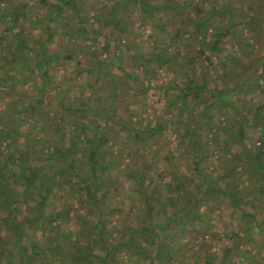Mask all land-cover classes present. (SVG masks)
Returning a JSON list of instances; mask_svg holds the SVG:
<instances>
[{
  "label": "trees",
  "instance_id": "1",
  "mask_svg": "<svg viewBox=\"0 0 264 264\" xmlns=\"http://www.w3.org/2000/svg\"><path fill=\"white\" fill-rule=\"evenodd\" d=\"M33 7L0 0V100L9 97L0 116V264H179L193 246L180 241L193 232L237 240L220 264L234 256L243 264L247 245L264 248V0H105L92 16L83 0ZM135 10L151 32L130 43L121 37ZM36 36L44 40L30 44ZM100 36L109 40L97 50ZM127 56L139 75L127 71ZM63 65L65 84L87 73L94 91L75 96L56 83ZM160 71L171 78L158 85ZM27 84L31 97L19 90ZM151 91L160 110L119 112L124 99L144 106ZM161 137L175 138L171 155H187L196 180L165 168L149 176L141 159ZM120 166L136 201L112 198ZM222 214L240 227L217 233L210 218Z\"/></svg>",
  "mask_w": 264,
  "mask_h": 264
},
{
  "label": "rangeland",
  "instance_id": "2",
  "mask_svg": "<svg viewBox=\"0 0 264 264\" xmlns=\"http://www.w3.org/2000/svg\"><path fill=\"white\" fill-rule=\"evenodd\" d=\"M16 1H20V0H16ZM38 0H31V5L33 4V8L37 9L35 7L36 3ZM103 3H105V0H83V7H85L88 11L89 15H95V12L97 11V9L103 5ZM136 10L134 12L130 13V21L126 22L125 27H124V33L123 36L121 38L124 37V39L130 43L132 42H139V41H146L147 40V36L148 34H150V29L147 27H143L139 21H136L134 18L137 17V15L135 14ZM99 31H101L102 33H104L106 30L108 29H98ZM264 32V29L262 30ZM44 38L43 37H38L36 36L35 38L31 39L29 41V43H33V42H39V41H43ZM109 40V39H107ZM106 38L105 36H100L97 40L98 46L95 47L97 50H99L105 43H106ZM61 39L58 37H55L53 39V41H51L48 45V54H52L58 51V44L61 43ZM86 45L89 44L88 41L85 42ZM5 45H8L9 47H13V42L12 40L7 41ZM127 52L129 54L127 55H131L132 51L130 50L129 47H127ZM125 56V55H124ZM80 58V56H78ZM126 63H129V56L126 57ZM128 66H126L127 71H129L130 73L135 72L136 74H140V70L138 69V67L133 66V63H129L127 64ZM71 73V71L69 70V68L67 66H61L58 68L57 73L54 77V81L56 83L59 82V84L63 85L64 87H74V90L71 92V95H81L82 93L83 96L87 93L93 92L94 91V87L90 86L91 84H94V78L92 77L91 74H82L81 76L78 75H73V77H75L74 80L69 81V83L65 84L63 82V76ZM0 74H1V70H0ZM29 78H33V75L28 74ZM171 78V74L169 72H163L160 71L158 72L156 81L157 84L161 83L162 81H166L168 79ZM31 80V79H30ZM80 84H84L83 86H80ZM159 85V84H158ZM20 92H25L26 95H28L29 97H31L34 94V89L33 87H31V85H26L24 88L20 87ZM87 92V93H85ZM154 91H151L148 96H143V105L141 104L138 106H133L131 104H129L128 100L126 101L124 99V101H121L118 107V110L120 113H122L123 115H129V116H134V110L136 109V111L139 112H143L144 113V107H146L147 109H153V110H160L162 107V102L160 100V94H158V92H155V95H152ZM98 93H101V91H98ZM79 97V96H78ZM97 96H95L96 98ZM9 100V97H6L4 100H0V116L4 115L6 116V114H8V111L4 109V104L6 101ZM96 101H101L100 98H96ZM45 102H47V100H45ZM56 105L55 102H51L50 106L47 107L46 109L52 113L53 110L51 109H56L54 108ZM4 109V110H3ZM98 123H100V120L97 121ZM248 137H253L252 138V142L255 141L256 137L254 136V134H252V132L248 133ZM174 142H175V138L174 137H161L158 140V145L154 147V151L153 152H147L145 151L146 155L145 157H143L141 159V161H147L149 163H151L152 166V171H150L149 176L151 175H155L154 173L158 172L159 170H161L162 168H165L166 170H176V173H178L181 177H189L193 180H196V175L194 173V171L192 170L191 167V162H190V158L183 154L182 152H177V154L171 155V151L174 150ZM169 149V157L170 160L169 162H165V155L167 154ZM133 153V152H132ZM139 154H141V151H139ZM139 154L133 153L134 157H132L133 159H135V161L137 160V157ZM143 155V154H141ZM125 162H127V160H125ZM124 162V163H125ZM210 166V165H209ZM205 167H208L207 164L205 165ZM120 172L121 174V179L118 183V188L115 189L114 187H112L111 189V195L112 198L115 199H119V197H124L125 195H130L131 199L133 201H136L139 198V194L137 192V187L133 184H131L126 178L123 177V166H120ZM155 171V172H153ZM170 176V175H169ZM164 178L159 177L158 180H156L157 182H159L160 184H162ZM172 195V192H166L165 194H161L159 196L160 201H162L163 203L166 202V197ZM125 205H124V211L121 212L119 214V219L121 220L123 218V216H126V211L129 209L130 205H128V201L125 200ZM132 205V204H131ZM77 204L74 205V207H76ZM224 203L222 202V206L221 208L223 209V213L226 212L224 211ZM81 213H83L82 210ZM264 216V210H263V214ZM118 215L115 214V218ZM212 219L210 222L212 224L216 225V232L220 233L221 235L224 233H229L235 229H238L240 227V222L237 221V219H229L226 218L225 215L222 214V216H217L216 218H210ZM132 220V219H131ZM123 225H128L130 223V217L126 216L124 218L123 221ZM120 222V226H123ZM133 222V221H131ZM218 224L221 227V230L218 229ZM198 228H201V225L198 224ZM191 227V226H189ZM198 228L196 230H198ZM190 229V228H188ZM209 237V236H208ZM28 238V237H27ZM191 238V239H189ZM223 239L219 242H212L210 240V238L208 239L207 237L204 238V240L202 241V239H200L199 237L196 238L195 233H187L184 235V237L182 238V240L180 241L181 245H184L186 243H192V250L187 249L185 252V257L182 259H179V264H205L207 263V261L209 260V257L207 256L208 254H213L214 260H213V264H220V260L222 257V251H223V247L225 246H232L233 243L232 242H236V239H233L232 242L225 238L222 237ZM29 241V240H28ZM26 243V241H25ZM200 247H202V249H200ZM243 246H239V249H242ZM200 250H204L203 252H199L198 254H196L197 251ZM245 250L249 251V253H243V256L245 257V261L243 262V264H264V248H262L260 245H247L245 246ZM253 256H255V261L252 259ZM124 260V264H134L132 262H130L128 260L127 257L123 258ZM238 261V258L236 256L232 257L231 259H229V262L236 264ZM139 264H144V263H139Z\"/></svg>",
  "mask_w": 264,
  "mask_h": 264
}]
</instances>
